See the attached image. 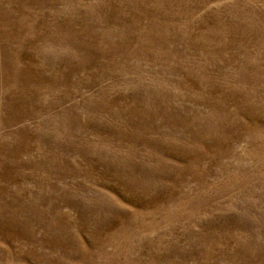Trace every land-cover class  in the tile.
<instances>
[{"label":"rangeland","instance_id":"374dc122","mask_svg":"<svg viewBox=\"0 0 264 264\" xmlns=\"http://www.w3.org/2000/svg\"><path fill=\"white\" fill-rule=\"evenodd\" d=\"M0 264H264V0H0Z\"/></svg>","mask_w":264,"mask_h":264}]
</instances>
